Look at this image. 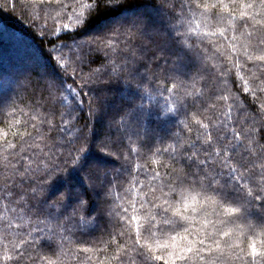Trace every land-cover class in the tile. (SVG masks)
Instances as JSON below:
<instances>
[{"label":"snow or ice","instance_id":"obj_1","mask_svg":"<svg viewBox=\"0 0 264 264\" xmlns=\"http://www.w3.org/2000/svg\"><path fill=\"white\" fill-rule=\"evenodd\" d=\"M15 2L4 0L0 7L11 4L15 8ZM34 2L66 7L64 0ZM98 2L76 0L79 11L72 12L73 26H81ZM102 2L115 6L123 0ZM154 2L166 13L162 26L143 18L114 27L69 46L76 50L71 63L63 54L64 43H53L49 52L64 76L79 82V91L71 86L68 89L76 93L74 102L76 96L89 94L85 88L90 91L93 86L114 82L133 85L142 93L145 72L154 82L183 77L179 84L165 89L178 93L180 107L166 106L163 113L182 117L179 123L183 128L169 138L174 141L168 145L172 162L161 166L163 172H153V180L159 182L150 186V198L140 204L142 209L148 206L145 223L141 225L134 204H130L129 215L127 207L122 212L106 208V198L98 214L120 218L112 224L108 239L82 249L81 244L88 242L77 241L75 247L83 253L92 252L94 264H264V0ZM40 12L41 20L51 15L44 7ZM33 24L45 37L59 31L40 26L37 20ZM94 54L102 55L107 63L100 59L102 66L92 68ZM188 63L190 68L185 67ZM62 88L55 76L47 77L35 99L36 107L44 110L41 125L56 126L53 119L58 109L52 102ZM15 95L18 97L17 92ZM150 107L141 95L130 110L133 115L145 114ZM17 108L13 98L0 111L7 109L8 115L14 116ZM91 110L90 103V114ZM19 111L23 114V109ZM36 119L29 116V121ZM61 120L66 122L63 116ZM29 121L23 125L26 134L13 131L12 126L7 131L0 129V264H63L62 258L70 257L79 261L80 251L68 247L63 230L67 223L76 227L94 223L95 217L87 214V201L80 198L71 214H65V195L43 207L41 200L58 174L80 162L88 146L87 124L70 142V151L57 155L32 148L29 141L35 137L27 131ZM15 124L20 126V121ZM32 127L40 136L38 126L33 123ZM144 132L146 135L145 127ZM113 144L100 147L112 155ZM93 177L90 186H104L107 191L111 181L106 184L100 170L91 171L89 180ZM209 208L215 220L207 218ZM26 215H42L47 223L39 219L32 223ZM197 215L202 222L193 229L189 222ZM122 220H127L128 226L136 222L134 234ZM89 260L91 264L92 258Z\"/></svg>","mask_w":264,"mask_h":264},{"label":"trees","instance_id":"obj_2","mask_svg":"<svg viewBox=\"0 0 264 264\" xmlns=\"http://www.w3.org/2000/svg\"><path fill=\"white\" fill-rule=\"evenodd\" d=\"M64 3L66 7L61 8L56 4L42 6L34 0H16L15 8L11 4L0 7V108H7L13 98L16 99L18 106L14 116H9L7 109L0 111V129L7 131L8 126H12L13 131L25 133L23 127L25 121H29V116H35L37 119L29 121L27 127V131L32 132L35 137L34 141H29L32 148L37 153L41 150L44 152L51 150V153L66 155L71 149L70 142L76 140L81 129L87 124L88 146L80 162L69 167L66 172L58 174L47 185L41 200L43 207L58 196L65 195L63 208L65 214L67 212L71 214L72 206L78 203L80 198L87 201V214L95 217L94 223L79 227L67 223L63 230L66 243L70 242L68 247L77 252L80 251L75 247L77 241L88 242L81 244L82 249L85 246L91 247L92 242L107 240L112 224L120 219L117 216L107 217L102 213L98 214L106 198L108 200L104 205L106 208L122 212L123 208L127 207L129 215L130 204H134L141 225L145 223L143 218L148 206L145 205L142 209L140 204L150 198V186L159 182L153 180V172L155 170L163 172L161 166L172 162L168 145L174 141L169 138L183 128L179 123L182 117L175 113L167 115L163 113L162 109L166 106L180 107L178 93L175 90L170 93L165 89L170 88L172 83L179 84L183 77H177L175 81L160 79L154 82L151 75L145 72L147 79L142 93L133 85L114 82L98 88L93 86L90 91L85 88L84 91L89 94L76 96L74 102L73 96L76 93L68 89L71 86L79 91V82L73 83L72 79L60 71L49 53L53 43L65 44L63 54L71 63L76 50L74 48L70 50L69 46L143 18H149L151 23L162 26L166 13L154 0H123V3L115 6H106L99 0L97 7L86 17L84 23L76 28L70 19L73 10L79 11L76 0H64ZM3 4L4 0H0V5ZM41 7L51 13L46 21L39 19ZM65 13L68 18L65 17ZM33 20H37L40 26L46 24L49 29L53 27L59 29L56 33L59 40L56 36L42 35L40 28L33 24ZM192 23L195 27L197 22ZM64 24H68L69 27L63 28ZM90 59L92 68L101 67V62L107 63L102 55L95 57L94 54ZM185 67L190 68L191 64L188 63ZM87 70L85 66V71ZM191 71L194 73L195 68ZM50 75L55 76L63 87L55 93L56 99L52 102L58 109L53 119L55 127L41 125L44 110L35 104V99L41 94ZM237 80L239 84L238 77ZM15 92L18 93V97ZM141 95L144 96L145 105L150 104L152 107L145 114L136 112L133 115V110L130 109L139 103ZM64 97H67V100H64ZM80 100L84 101L82 105L79 103ZM90 103L92 114L89 112ZM19 109H23V114ZM68 113H71V116ZM61 116L66 122H62ZM17 120L20 121V126L15 124ZM33 123L38 126L40 136H36ZM144 127L147 130L146 135ZM8 138L12 139L11 135ZM162 141L164 142L161 143ZM2 143L0 141V144ZM102 143H107L110 148L114 143L112 155L101 149ZM157 148L160 149L159 152ZM121 152L123 155H120ZM93 170H100L101 178L105 179L106 184L107 181H111V184L107 185V191L104 190V186H90L95 182V177L89 180V173ZM208 212L207 218L215 220L211 208ZM26 219L32 223L37 219L47 223L42 215L38 218L35 215H26ZM201 222V217L197 215L189 224L195 229L200 227ZM121 223L126 229L130 227L131 233L134 234L135 221L131 226H128L127 220H122ZM40 226L45 227V224ZM89 258H92L91 264H94L92 252L80 251L79 261L75 257L62 259L63 264H90Z\"/></svg>","mask_w":264,"mask_h":264},{"label":"rangeland","instance_id":"obj_3","mask_svg":"<svg viewBox=\"0 0 264 264\" xmlns=\"http://www.w3.org/2000/svg\"><path fill=\"white\" fill-rule=\"evenodd\" d=\"M124 19H126V18H124ZM41 64H42V62H41ZM48 70V69H47Z\"/></svg>","mask_w":264,"mask_h":264}]
</instances>
